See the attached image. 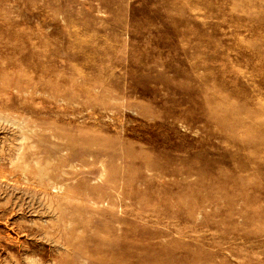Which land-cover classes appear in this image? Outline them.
I'll list each match as a JSON object with an SVG mask.
<instances>
[{
    "label": "rangeland",
    "instance_id": "1",
    "mask_svg": "<svg viewBox=\"0 0 264 264\" xmlns=\"http://www.w3.org/2000/svg\"><path fill=\"white\" fill-rule=\"evenodd\" d=\"M262 5L0 0V30L25 31L49 58L48 73L30 71L35 85L0 105V264H264V145L239 150L264 138L247 134L253 124L264 128ZM191 83L206 90L210 126L183 98ZM173 102L180 104L160 123L142 115ZM233 118L244 128L232 130ZM207 131L215 138L198 149L209 158L228 152L219 165L245 187L195 189V174L159 177L124 160L126 140L157 133L188 148L207 142ZM148 183L152 195L144 194ZM115 230L128 234L125 249L89 240Z\"/></svg>",
    "mask_w": 264,
    "mask_h": 264
},
{
    "label": "bare ground",
    "instance_id": "2",
    "mask_svg": "<svg viewBox=\"0 0 264 264\" xmlns=\"http://www.w3.org/2000/svg\"><path fill=\"white\" fill-rule=\"evenodd\" d=\"M263 8L264 6L262 7V9ZM24 32L18 29L0 30V105L1 106L3 105L2 98L5 99L6 96L10 94V92L14 90L18 92H21V91L23 92V91H26L28 88H32L35 85L34 82L29 80L28 78V73L30 71L48 73V69L44 65L47 64L49 58L45 54L39 52L35 48L34 44H32L31 42H28L29 40L28 41L26 40L27 34ZM41 51L43 52V50ZM190 63H193V61H191ZM196 66H199V64L195 65V67ZM56 76L59 77L58 74H56ZM55 84H58V82L57 83L55 82ZM47 85H49V83ZM191 85L194 88H191L190 90L185 91L183 94L184 95L183 98L187 99L188 97H191L194 100L195 102L194 105H191L192 102L189 103L188 105L189 109H191L194 113H197L196 116H194V118L196 120L203 119L205 123L208 126H210L211 123H210V119L208 116V110L205 108L204 100H203V95H204L203 93H205L206 90L203 91L201 87L199 86L195 87L192 83ZM53 88L56 89L57 87H53ZM59 96L61 95H58L57 97ZM179 104L180 103L173 102L172 105H169V108L166 109L165 112L162 113V112L155 111L154 116L152 114H148V110H144V113L142 115L143 117L152 116L154 117V121L157 120V123H160L163 121V119H166L168 116H170L173 113L171 108H176L179 106ZM184 105H186L185 102H184ZM251 117H252V114H251ZM234 118L231 120V129L232 130L234 129V131L236 130L238 131V129L239 130L243 129L245 120L241 122L238 118H237L238 120ZM220 123L221 124L226 123V116L224 117L223 121H221ZM145 131L150 133L152 130L150 126L146 125ZM262 132H264V128L258 129L257 127H255V124H253V126H250L249 130H247L248 135L250 134L259 135ZM207 135L210 138L207 142L202 143V141L200 140V142L197 143L199 145L193 143V144H190L188 148L186 147V145L182 144V142H173V143L171 141L169 142V139L166 136H162L161 134H157V133L152 134L151 136H145L143 139H141V144H136V143L133 144L132 142L126 140L124 146L125 148L127 147V149L125 150L127 154L124 160H127L129 158L131 160L130 161L131 167H136L138 164L143 165L145 166L146 169L154 172L155 175L156 176L158 175L159 177L160 176L170 177L172 175L175 177L176 176H186V175L190 176V175L195 174L199 177L198 184L194 186L195 189L202 188V187H210L213 189L217 188V189L224 190L225 192L226 191L229 192L231 190V186H234L235 183H238L241 186L245 187L247 181H243L241 180V178H237L235 180L232 179L230 181V169L229 168L223 169L219 165L225 160L229 161L228 152L224 151V153L221 155H215L213 156V158H209V154L206 151L204 150L202 151L198 149L200 147H205V145L211 144L210 140L212 138H215V134L213 133L210 134V132L208 131H207ZM220 138H222L223 143H226V141H228L227 135L226 136L222 135V137ZM134 145H136L138 149L143 152L139 154H134L133 153ZM144 145L149 146L153 150H157L158 154L154 156L149 155L147 152H145L143 148ZM258 145L259 146L264 145V138L262 139V141H259L256 143H252V144L247 143L245 144L243 148H239V150L245 151V149L251 147L254 149L255 152H257L256 149H258L257 148ZM179 152H186V156H178V158H174L173 156H177L175 155V153H179ZM164 153L171 154V155H168L170 158L169 159L166 158L165 155L167 154H164ZM112 156H114V158H120L122 155H120L117 152H114ZM123 157L124 156H122V158ZM136 160H139L140 163ZM191 160L193 161L191 162ZM186 163H190V164H188L186 167H183ZM242 166L245 169L247 167V163L243 162ZM260 169L264 171L263 167H261ZM257 171L260 172L259 169ZM206 176H211L213 178L209 179V178H206ZM205 179L210 180L209 181L211 182L210 186L207 184ZM253 189L256 190L258 193L263 192V188L257 189V187H253ZM152 190H153V184L148 183L144 194L146 195L148 193L152 195ZM44 193L49 194L47 188H45ZM153 193L157 194L155 192ZM158 235L159 234H155L154 237L153 236L151 237L155 238V237H158ZM136 236H138V238H141V235L139 233H136ZM90 239H93L96 245L98 246L101 245L107 248L108 250H113L115 247L125 249L126 246L128 245L127 244L128 234L126 232L125 233L122 232L121 234H118L116 230L114 231L113 237L110 239H107V238L96 239V238H91V236L89 237V240ZM72 241H74L73 233L70 232V236L65 235V242H67L69 246L70 245L72 246ZM81 242H83L82 238H81Z\"/></svg>",
    "mask_w": 264,
    "mask_h": 264
}]
</instances>
